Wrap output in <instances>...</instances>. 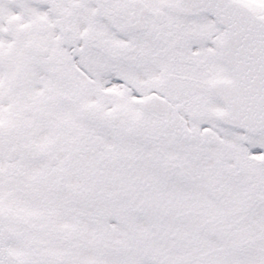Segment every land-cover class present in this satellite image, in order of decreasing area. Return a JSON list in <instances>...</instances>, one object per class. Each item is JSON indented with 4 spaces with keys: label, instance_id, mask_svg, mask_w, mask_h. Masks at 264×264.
Segmentation results:
<instances>
[{
    "label": "snow or ice",
    "instance_id": "6c2138e0",
    "mask_svg": "<svg viewBox=\"0 0 264 264\" xmlns=\"http://www.w3.org/2000/svg\"><path fill=\"white\" fill-rule=\"evenodd\" d=\"M0 264H264V0H0Z\"/></svg>",
    "mask_w": 264,
    "mask_h": 264
}]
</instances>
